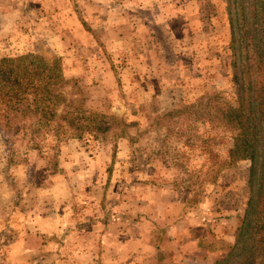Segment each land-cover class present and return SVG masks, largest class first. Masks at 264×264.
I'll return each instance as SVG.
<instances>
[{"label": "rangeland", "instance_id": "1", "mask_svg": "<svg viewBox=\"0 0 264 264\" xmlns=\"http://www.w3.org/2000/svg\"><path fill=\"white\" fill-rule=\"evenodd\" d=\"M229 30L223 0H0V59H58L90 112L126 124L122 138L50 137L35 150L0 130V264L227 254L249 162L213 182L209 158L176 135L200 134L199 123L158 118L212 93L235 104Z\"/></svg>", "mask_w": 264, "mask_h": 264}, {"label": "trees", "instance_id": "2", "mask_svg": "<svg viewBox=\"0 0 264 264\" xmlns=\"http://www.w3.org/2000/svg\"><path fill=\"white\" fill-rule=\"evenodd\" d=\"M223 1L235 104L212 93L158 120L159 126L191 117L199 123L200 134L176 135L209 158L213 182L224 169L249 162L250 197L241 224L234 244L214 264H264V0ZM125 127L115 118L105 122L86 108L77 82L64 77L58 59L33 54L0 59V130L19 135L28 150L40 149V140L50 137L122 138Z\"/></svg>", "mask_w": 264, "mask_h": 264}]
</instances>
